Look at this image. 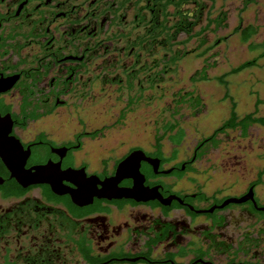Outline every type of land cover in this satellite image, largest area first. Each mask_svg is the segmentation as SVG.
<instances>
[{
  "label": "flooded vegetation",
  "instance_id": "flooded-vegetation-1",
  "mask_svg": "<svg viewBox=\"0 0 264 264\" xmlns=\"http://www.w3.org/2000/svg\"><path fill=\"white\" fill-rule=\"evenodd\" d=\"M217 1L0 0V151L12 157L0 156V264H264V166L251 176L201 171L216 149L206 138L184 159L163 150L184 139L164 133L149 148L107 143V131L207 44ZM105 95L124 104L110 125L89 115ZM135 152L147 160L126 169H139L148 200L77 204L47 184L24 188L9 170H71L63 185L74 191L86 178L115 177ZM234 177L245 186L232 194Z\"/></svg>",
  "mask_w": 264,
  "mask_h": 264
},
{
  "label": "rangeland",
  "instance_id": "rangeland-1",
  "mask_svg": "<svg viewBox=\"0 0 264 264\" xmlns=\"http://www.w3.org/2000/svg\"><path fill=\"white\" fill-rule=\"evenodd\" d=\"M248 1V5L246 2ZM245 7V10H244ZM242 10H244L242 12ZM221 12L227 14L224 27L207 33V44L196 54L191 53L181 61L175 72H170L161 87L148 93L153 97L149 103L145 101L127 112L125 121L121 125L111 128L107 143L113 145H144L155 143L156 135L164 133L163 126L178 122L184 131V140L180 147H176L166 139L163 150L169 153L172 148L181 151L180 159L191 156L195 145L210 137L215 130L221 127L230 117L232 103L224 100L226 89L215 78L230 72L241 64L252 61L264 53V47L252 49V45L264 43V0H218L212 15L218 16ZM242 19V28L255 26L258 33L249 43H244L240 33H235ZM220 41L216 48L203 57L199 53L207 47ZM198 43H190L186 51H193ZM207 69L209 81H193L195 75ZM229 93L237 105L240 118L255 111L257 101H261L258 117H264V58L258 61L256 67L247 69L237 75L227 78ZM192 93L201 104L194 109L189 103L179 105L180 97ZM112 94V93H110ZM115 96L105 99L89 111L90 118H100L99 121L110 125L114 122L124 104L116 103ZM189 100V98L187 99ZM94 125V124H93ZM97 127V126H93ZM176 138V137H175ZM139 139H142L139 141ZM153 139V140H152ZM152 140V142H150ZM219 146L209 149V152L197 166L201 171L207 169H246L250 172L264 166V128L258 125L248 130L243 137L240 130H229L218 136ZM178 143V140H175ZM176 143V144H177ZM213 173H209L211 177ZM226 176V175H225ZM205 176L204 178H206ZM212 183H224V174L217 173ZM231 192H238L244 181L234 177ZM212 186L210 185L209 188ZM264 196V195H263Z\"/></svg>",
  "mask_w": 264,
  "mask_h": 264
},
{
  "label": "water",
  "instance_id": "water-1",
  "mask_svg": "<svg viewBox=\"0 0 264 264\" xmlns=\"http://www.w3.org/2000/svg\"><path fill=\"white\" fill-rule=\"evenodd\" d=\"M0 156L3 160L10 164L12 160L11 155L6 156L0 151ZM147 160L142 152L133 153L128 159L120 164V169L117 170L115 177L107 179L104 182H99L98 178L91 177L86 178L83 174V182L77 184L78 189L71 191L64 185V181H70L76 172L67 170L62 171L61 169H9L12 173V177L15 178L18 183L24 188L31 185L47 184L52 188V191L57 195L69 194L75 203L83 201V204H89L92 202L94 197L106 198V199H137V200H148L151 196V189L146 188L143 183V176L140 174L139 169H126L132 165H139L140 161ZM153 163L154 166L158 165V161L148 160ZM131 174L130 176H128ZM141 177V178H140ZM126 178H133L135 180V186L132 189H121L118 184ZM141 180V181H139ZM101 185V189L97 188V185ZM84 185V186H83ZM94 188V189H92ZM232 203H240L242 201L232 200Z\"/></svg>",
  "mask_w": 264,
  "mask_h": 264
},
{
  "label": "trees",
  "instance_id": "trees-1",
  "mask_svg": "<svg viewBox=\"0 0 264 264\" xmlns=\"http://www.w3.org/2000/svg\"><path fill=\"white\" fill-rule=\"evenodd\" d=\"M251 1V0H250ZM246 5H248V1L246 2ZM245 10V7H244ZM242 10V12L244 11ZM227 19V14L225 12H221L216 19V29H221L224 27V23ZM210 25L213 23V21L209 22ZM206 29H203L201 34L204 33L206 30H209V27ZM242 19H240L239 26L236 28L235 33H240L242 41L244 43H249L252 38L258 33V28L255 26H247L246 28H242ZM220 41H217L215 44L212 46H209L205 51H203L199 57H203L207 55L210 51L214 50L217 46V44ZM205 45V42L202 41V47ZM264 47V43L260 45H252V49H258ZM264 58V53H262L259 57L253 59L252 61L245 62L241 64L240 66L232 69L230 72L225 73L224 75L215 78V80L222 85L226 89L225 97L224 100H229L232 103V108H231V113L229 119L217 130L214 131V133L206 138V141L204 140L203 143L209 142L213 145V147L217 148L219 146V140L218 136L221 134H225L227 131L232 130H240L241 134L243 137H246L248 134V130L254 126L258 125L264 128V117H258L259 113V106L261 104V101H257L256 106H255V111L253 113L247 114L243 118H240L238 113H237V105L233 101V98L230 96L229 93V83L227 81V78L233 75H237L247 69L256 67L258 65V61ZM210 78L207 75V69H203L202 71L198 72L195 77L193 78V81H200V82H205L209 81ZM192 93H188L186 96L181 97L177 103L179 105L184 104V103H189L192 108L198 109L201 107V104L197 103V100ZM189 98V100H187ZM164 135H169L170 139L173 141L174 144L175 140H178L177 144H180L181 141L184 139V131L180 128L178 122L170 123L166 126H164ZM176 137V138H175ZM161 149L162 145L160 141L157 143V152L158 154H161Z\"/></svg>",
  "mask_w": 264,
  "mask_h": 264
}]
</instances>
